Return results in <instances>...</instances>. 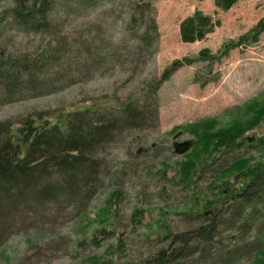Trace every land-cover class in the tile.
<instances>
[{
	"label": "trees",
	"instance_id": "1",
	"mask_svg": "<svg viewBox=\"0 0 264 264\" xmlns=\"http://www.w3.org/2000/svg\"><path fill=\"white\" fill-rule=\"evenodd\" d=\"M96 1L61 0L58 7L66 10L73 2L93 6ZM236 2L215 0L222 10ZM56 3L10 0L4 4L0 0V103L58 92L90 78L105 62L120 58L118 50L92 53L79 41L69 42V37L56 35L52 17ZM152 9L150 1L137 0L126 21V29L135 41L131 51L133 61L138 62L135 67L155 54L159 28ZM219 23L213 15L197 10L181 21V39L186 43L202 40ZM9 28L47 38L32 49L13 51L2 43ZM263 33L264 16L238 38L224 42L217 53L203 48L197 56L176 58L159 78L144 82L140 91L126 100L109 94L88 100L93 101L91 106L64 114L50 110L0 120V246L24 225L25 221L20 220L24 213L46 215L40 220H58L87 211L112 175L104 156L106 147L126 131L159 130L161 85L182 67L195 64V82L205 86L218 81L220 73L214 71L215 65L230 51L257 44ZM102 99H111L113 104L98 103ZM259 102L252 98L223 113L246 116L248 120L240 117L231 125L219 127L221 117H209L171 131L174 135H189L175 140L172 148L181 157L174 164L178 182L194 193L195 203L184 210L192 225L180 232H166V244L131 264H234L247 258H255L254 264H264V157L246 153L252 150L264 154V136L247 135L246 131L247 126L264 121ZM143 150L139 148L138 152ZM162 172L167 175L166 169ZM165 175L163 178L169 179ZM207 175L211 179L209 187L216 190L210 199L198 184V179ZM114 178L113 183L119 185L120 175ZM236 180L241 183L238 185ZM119 193L117 190L111 194L98 217L100 227L93 236L96 244L108 235H121L118 229L122 225L115 211ZM145 219V210L133 211L134 228L143 225ZM118 238L121 248V236ZM90 264L105 262L92 257Z\"/></svg>",
	"mask_w": 264,
	"mask_h": 264
},
{
	"label": "rangeland",
	"instance_id": "2",
	"mask_svg": "<svg viewBox=\"0 0 264 264\" xmlns=\"http://www.w3.org/2000/svg\"><path fill=\"white\" fill-rule=\"evenodd\" d=\"M9 1L2 0L4 4ZM135 1L97 0L93 6L73 2L65 10L58 7L61 0H56L52 13L56 35L69 37V42L77 40L84 50L92 53L118 50L120 58L105 62L90 74V78L58 92L0 103V120H16L23 115L50 110L64 114L91 106L93 101L88 100L109 94L126 100L139 92L144 82L159 78L164 68L176 58L197 56L203 48L217 53L224 42L238 38L264 16V0H238L228 10L217 8L215 0H144L152 3L159 40L155 54L135 67L138 62L131 56L135 41L126 29ZM197 10L213 15L220 23L204 39L183 42L180 23ZM6 34L3 45L17 52L32 49L47 38L43 34L24 35L11 28ZM197 70L198 64L184 66L161 85L159 130L126 131L106 147L104 156L112 175L107 177L87 211L58 220H40L46 215L38 213L22 214L20 220L25 221L24 225L0 246V264H90L92 257L105 264H131L166 244L163 239L166 232L188 229L192 223L185 217L184 210L195 203L194 193L192 188L178 182L179 174L174 164L181 157L173 151L172 144L189 135H174L171 131L176 126L209 117H221L219 127L231 125L240 117L248 120L250 118L246 116H224L223 113L252 98H258L264 111V33L257 44L234 49L215 65L214 71L220 73L218 81L201 86L194 81ZM98 103L113 104L111 99H102ZM52 121L57 119L52 118ZM246 131L247 135L264 136V121L247 126ZM139 148L145 150L138 152ZM248 152L247 156L264 157L261 151ZM163 168L167 175L162 172ZM116 175L121 177L119 185L112 181ZM210 180L209 175L198 179L206 199L214 198L216 192L209 187ZM236 181L238 185L241 183ZM117 190L120 193L115 211L122 225L118 229L121 235H108L96 244L93 236L100 227L98 217ZM136 208L146 211V219L138 228L133 227L131 220ZM119 236L121 248H118ZM247 259L234 264H254L256 260Z\"/></svg>",
	"mask_w": 264,
	"mask_h": 264
}]
</instances>
